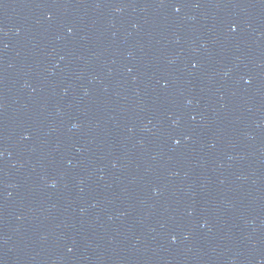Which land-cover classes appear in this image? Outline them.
<instances>
[{
	"label": "water",
	"instance_id": "95a60500",
	"mask_svg": "<svg viewBox=\"0 0 264 264\" xmlns=\"http://www.w3.org/2000/svg\"><path fill=\"white\" fill-rule=\"evenodd\" d=\"M0 264H264V0H0Z\"/></svg>",
	"mask_w": 264,
	"mask_h": 264
}]
</instances>
